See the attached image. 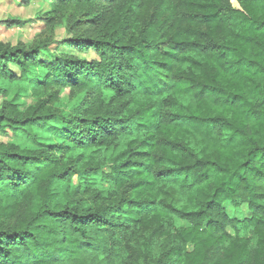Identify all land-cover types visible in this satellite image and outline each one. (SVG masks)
<instances>
[{
  "label": "trees",
  "instance_id": "16d2710c",
  "mask_svg": "<svg viewBox=\"0 0 264 264\" xmlns=\"http://www.w3.org/2000/svg\"><path fill=\"white\" fill-rule=\"evenodd\" d=\"M42 1L75 9L67 53L0 43V81L85 98L63 117L0 87V133L32 145L0 142V264H264V0ZM177 8L192 29L173 25ZM102 174L117 190L144 174L168 199L118 204L92 189Z\"/></svg>",
  "mask_w": 264,
  "mask_h": 264
},
{
  "label": "rangeland",
  "instance_id": "374dc122",
  "mask_svg": "<svg viewBox=\"0 0 264 264\" xmlns=\"http://www.w3.org/2000/svg\"><path fill=\"white\" fill-rule=\"evenodd\" d=\"M231 5L234 9L240 10L241 4L238 0H231ZM155 7L150 6V15L153 13ZM75 9L72 5H63L57 10L51 9L49 2H43L42 0H0V43L10 45L12 47L23 45H42L47 46V51H43V58L47 59L53 55V53L63 54L67 51L59 46L64 40L71 39L74 34L70 31V25L74 22ZM172 14L171 19L173 25L181 26L183 32L193 28V24L190 23L187 18L181 20V17L186 12L179 10L170 11ZM149 16V15H148ZM84 29V28H83ZM83 30L80 31V33ZM176 31V30H175ZM71 54V53H69ZM83 58L88 60L94 56L91 54L82 55ZM13 72L19 75V71L16 67H12ZM0 87L7 91L8 99L14 100L19 105L21 110H27L30 107H35L39 103L43 104L45 109H50L63 117H69L75 115V110L80 107V103L84 101L85 95L79 93L76 90L62 89L59 87L51 88L41 99H38L33 94L34 82L25 81H0ZM109 98L110 95L106 94ZM166 99V98H164ZM167 101H171L168 99ZM3 98L0 97V107L2 105ZM166 102V101H165ZM167 104H161L160 100H152L150 102L151 108L162 106V115L169 117L176 111V108ZM149 105V104H148ZM182 134V133H181ZM183 135V134H182ZM46 143L53 144L54 136L52 133H40ZM1 143H14L21 147H31V142L22 136H14L9 131L6 133H0ZM156 156V142L142 145L140 150L137 151L136 159L140 163H150ZM104 173H108V169H104ZM145 179L144 174H135L134 178H130L127 184L122 189L117 190L110 182H107L105 177L99 175L95 178L92 189L100 191L102 197L113 198L116 203L127 204L131 208L133 201H146L147 199L157 198L159 202L164 199H168L165 186L157 185L149 192H144L143 182ZM81 181L79 177L74 178L73 185L76 187L80 185ZM110 195V196H109ZM229 214L234 218H247V207L243 206L240 209L234 210L233 207L228 206ZM148 216V215H147ZM179 227H187L185 222H176ZM242 237L250 238L249 232H243Z\"/></svg>",
  "mask_w": 264,
  "mask_h": 264
}]
</instances>
